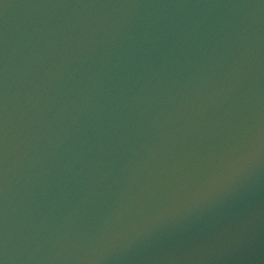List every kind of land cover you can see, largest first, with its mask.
Wrapping results in <instances>:
<instances>
[{
	"label": "water",
	"instance_id": "95a60500",
	"mask_svg": "<svg viewBox=\"0 0 264 264\" xmlns=\"http://www.w3.org/2000/svg\"><path fill=\"white\" fill-rule=\"evenodd\" d=\"M0 261L264 264V0H0Z\"/></svg>",
	"mask_w": 264,
	"mask_h": 264
},
{
	"label": "clouds",
	"instance_id": "9594fccd",
	"mask_svg": "<svg viewBox=\"0 0 264 264\" xmlns=\"http://www.w3.org/2000/svg\"><path fill=\"white\" fill-rule=\"evenodd\" d=\"M254 151H255V149H253L252 151L249 152V154H248V155H249V159H250L251 156L254 154Z\"/></svg>",
	"mask_w": 264,
	"mask_h": 264
},
{
	"label": "snow or ice",
	"instance_id": "6c2138e0",
	"mask_svg": "<svg viewBox=\"0 0 264 264\" xmlns=\"http://www.w3.org/2000/svg\"><path fill=\"white\" fill-rule=\"evenodd\" d=\"M0 264H2V261H0Z\"/></svg>",
	"mask_w": 264,
	"mask_h": 264
}]
</instances>
